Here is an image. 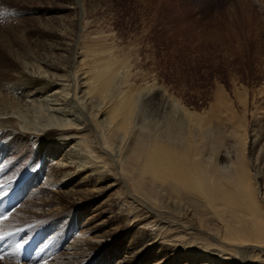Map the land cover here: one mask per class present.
I'll return each instance as SVG.
<instances>
[{
  "label": "bare ground",
  "instance_id": "bare-ground-1",
  "mask_svg": "<svg viewBox=\"0 0 264 264\" xmlns=\"http://www.w3.org/2000/svg\"><path fill=\"white\" fill-rule=\"evenodd\" d=\"M10 29L5 35L0 31V144L8 146L20 135L37 143L29 156L43 152V158L33 164L18 161L13 152L19 145L11 140L17 147L8 146L6 156L0 151V178L19 176L16 184H28L43 172L41 180L57 185L51 199L60 207H49L39 197L2 217L0 236L10 233L0 239L3 264H78L113 244L122 248L97 264H264V136L258 152L245 158L240 134L217 141L211 130H201L207 123L199 124L192 114L178 112L150 133L141 110L130 115L129 109L139 101L159 106V98L141 90L128 99L120 65L117 71L100 70L95 61L84 73L82 52H72V65L64 63L61 53L33 56L25 50L19 26ZM67 46L56 50L67 55ZM42 95L77 111L46 106L45 119L26 123ZM50 159L54 172L43 168ZM83 188L97 197L85 201ZM3 199L0 195V205ZM63 200L86 206L68 211ZM77 210L79 222L74 220ZM61 214V225L52 224L37 247L17 242L19 233L10 229L29 220L45 225ZM73 222L80 228L77 240L69 232ZM24 226L19 229L31 225Z\"/></svg>",
  "mask_w": 264,
  "mask_h": 264
},
{
  "label": "rangeland",
  "instance_id": "rangeland-1",
  "mask_svg": "<svg viewBox=\"0 0 264 264\" xmlns=\"http://www.w3.org/2000/svg\"><path fill=\"white\" fill-rule=\"evenodd\" d=\"M0 14L1 33L11 32L10 25L15 29L19 26L25 50L33 56L61 53L65 54L64 63L72 65L70 57L77 50L84 56L81 59L86 68L81 72L90 71L95 61L100 64V70L114 68L117 71L115 66L120 65L125 73L122 85L129 89L128 99L141 90H150L159 99L161 96L162 103L157 100L159 106L151 107L139 101L129 109L130 115L141 110L142 118L147 121L143 125L150 133H155L164 120L175 119L181 112L192 114L199 124L207 123L200 127L201 130H211L217 141L227 140L231 133L240 134L244 139L245 158L258 152L264 136V0H0ZM66 46L67 55L65 50H56L66 49ZM94 86L98 87L96 83ZM41 99L43 101L35 103L37 109L29 110V118L21 113L27 118L26 123L45 119L49 114L47 107L54 111L67 109L69 114L77 111L70 104L64 107L54 104L47 96L42 95ZM136 116L139 112L132 119ZM130 129L133 132L131 124ZM128 135L130 138L132 133ZM19 137L15 135L11 139L19 145L13 157L21 162L26 159L31 164L35 158H43V152L31 158L29 154L37 143ZM11 140L7 143L14 150L17 145H10ZM8 146L0 144L5 156ZM114 153L119 154L117 147ZM83 156L80 159H84ZM50 162L52 159L46 161L43 168L54 172V164L51 166ZM20 172L21 169L16 170L12 176ZM42 174L36 173L28 184H16L19 176L10 181L7 176L0 178V192L5 193L0 205V221L5 214L9 218L11 212L39 197L49 207H60L51 199L57 192V185L41 180ZM83 191L85 201L91 195L97 197V193H89V189L83 188ZM77 202L63 200L61 203L68 211L86 206ZM80 211L75 212L76 222H79ZM64 217L65 214L49 217L45 225L36 226L29 220L26 224L31 226L27 229H19L23 224L15 227L18 229H10L19 233L17 242H30L28 245L37 247L50 234L52 224L59 227ZM76 222L69 230L75 240L80 232ZM120 248L113 244L101 250L94 259L80 260L78 264L103 262Z\"/></svg>",
  "mask_w": 264,
  "mask_h": 264
},
{
  "label": "snow or ice",
  "instance_id": "snow-or-ice-1",
  "mask_svg": "<svg viewBox=\"0 0 264 264\" xmlns=\"http://www.w3.org/2000/svg\"><path fill=\"white\" fill-rule=\"evenodd\" d=\"M0 195H5V193L0 192ZM7 218H8L7 216L3 217V219H7ZM8 235H10V233H4L3 236H0V239H3L4 236H8Z\"/></svg>",
  "mask_w": 264,
  "mask_h": 264
}]
</instances>
